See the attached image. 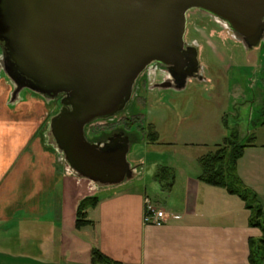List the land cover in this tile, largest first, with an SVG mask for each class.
Masks as SVG:
<instances>
[{"label":"water","instance_id":"obj_1","mask_svg":"<svg viewBox=\"0 0 264 264\" xmlns=\"http://www.w3.org/2000/svg\"><path fill=\"white\" fill-rule=\"evenodd\" d=\"M193 9L226 23L249 49L264 40V0H0L10 102L24 89L63 94L47 133L69 171L95 189L134 179L129 136L93 142L86 129L124 110L153 63L180 72L189 59L190 74L199 70L197 48L185 46Z\"/></svg>","mask_w":264,"mask_h":264},{"label":"crops","instance_id":"obj_2","mask_svg":"<svg viewBox=\"0 0 264 264\" xmlns=\"http://www.w3.org/2000/svg\"><path fill=\"white\" fill-rule=\"evenodd\" d=\"M37 119L0 113V264H101L93 250L110 264H252L250 241L264 231L250 224L240 197L202 181L201 172L176 169L170 193L154 183L159 198L133 181L95 189L58 166L62 155L41 138L31 139L44 121ZM260 137L237 173L264 212V123ZM85 195L99 202L88 210L92 224L79 229ZM147 198L167 212L161 226L144 222Z\"/></svg>","mask_w":264,"mask_h":264},{"label":"rangeland","instance_id":"obj_3","mask_svg":"<svg viewBox=\"0 0 264 264\" xmlns=\"http://www.w3.org/2000/svg\"><path fill=\"white\" fill-rule=\"evenodd\" d=\"M201 13L197 16L201 17L199 20L216 24L212 15L203 11ZM228 28L230 29L229 26ZM214 29L217 31L216 37H197L199 44H202L203 55L199 60L206 77L203 91H171L163 94L152 91L148 104L134 109L143 116L136 127L137 138L130 139L131 148L127 158L131 166L140 173L129 182H135V186L141 189L146 188L152 198L160 197L156 196L154 191V175L158 168L169 166L187 174L202 172L199 159L214 151L216 144H221L228 138L230 130H237L242 136L259 137L258 144L263 142L260 136L264 105V43L258 48L249 49L245 43L236 39V34L229 35L222 27ZM208 41L219 47L220 56L208 46ZM219 42L227 46H222ZM3 48L4 44L0 42V59L5 56ZM0 78V113L9 117L43 119L42 125L33 133L31 139L39 137L46 146L55 150L53 139L46 134L50 115L56 112L58 105L43 99L42 95L24 89L19 95L23 101L14 106V103L10 102L12 81L7 78L6 71L1 67ZM161 97L164 101L157 100ZM130 123L131 121L128 124ZM106 124V120H100L92 126L98 131H105ZM150 128L158 132L160 144L148 142L147 133ZM92 132L87 135L88 138L93 137ZM59 165L66 169L68 167L64 160H61ZM84 191L89 192V189L84 187Z\"/></svg>","mask_w":264,"mask_h":264},{"label":"flooded vegetation","instance_id":"obj_4","mask_svg":"<svg viewBox=\"0 0 264 264\" xmlns=\"http://www.w3.org/2000/svg\"><path fill=\"white\" fill-rule=\"evenodd\" d=\"M199 14H202L201 10L199 9H193L189 11L188 20H187V29H186V34H185L186 48L189 49V48L196 47L197 52H198V58H200L201 55H203L201 51L202 44H199L198 39H197V37H199L200 35H203V36L211 35V36L216 37L215 32L217 33V31L214 29V27H222L224 31L227 32L229 35L235 36V33H233L228 28L227 24L221 21L220 19H217L216 17L212 16L214 18L212 19L216 23L214 24V23H210L207 21L199 20L201 19V17L197 18ZM219 43H221L222 46H227V44L225 43H222V42H219ZM262 43L264 42H261L256 47L257 48L260 47ZM207 44L210 48H212L215 51V54L217 56H220L221 53L218 51L219 47H217L213 42H210V41H208ZM5 57L6 56H3L0 59L2 60L0 63V67L6 71L5 67L9 65V62L5 61ZM199 64H200L199 70L194 74H190L189 59L185 60V68H182L180 72L168 66L159 64V63H153L152 65H150L138 78L135 88H134L132 98L129 101V103L126 105L125 109L116 114L117 116H119V118L115 115L116 118H114L115 116L113 117L115 120L114 119L106 120L107 127L105 131L103 130L98 131L94 129V127L92 126L93 123L90 124L86 129L87 135L91 134L92 131H93L92 134L94 135L92 138H88V139L93 142L103 143V142H108L110 138L114 136H118V135H127L129 136L130 139L137 138V135L135 132L137 130L136 127L143 115L142 113L135 112L134 111L135 107L137 108L145 107L150 100L152 91L158 92L161 94H163L164 92H171V91H174L176 93H181V92H185L188 90H192V93L202 92L204 89L203 84L206 81V77L204 75L203 66L201 65L200 60H199ZM262 69H263L262 73H264V67ZM7 78L10 79L8 75H7ZM263 88H264V84H263ZM63 96H64L63 94H60L59 96L54 97V98L43 96L44 97L43 99H46L50 102H54L55 104L58 105L56 112L52 113L50 116L58 113L60 109L62 108V104H59V102L61 101ZM157 100L164 101V98L161 97ZM98 121H95V122H98ZM129 121H131L130 124H128ZM46 135L48 136V133ZM49 138L53 139V137H49ZM53 142H54V139H53Z\"/></svg>","mask_w":264,"mask_h":264},{"label":"trees","instance_id":"obj_5","mask_svg":"<svg viewBox=\"0 0 264 264\" xmlns=\"http://www.w3.org/2000/svg\"><path fill=\"white\" fill-rule=\"evenodd\" d=\"M262 117L264 123V105ZM229 135L221 144H216L214 151L199 159L202 168L200 179L212 186L224 188L229 194L240 197L245 202L247 209L252 212L250 224L261 227L264 231V212L258 204L256 193L244 184L237 173L238 162L244 150L255 144L256 138L254 136H242L237 130H230ZM147 136L148 142L151 144H160L157 131L151 129ZM175 177V169L169 166H161L154 175L163 193L171 192ZM98 202L99 197L95 195L81 199L76 214L77 228L80 229L92 224L88 218V210L97 206ZM93 261L101 264L111 263L98 250H93ZM250 261L252 264H264V236L250 241Z\"/></svg>","mask_w":264,"mask_h":264},{"label":"built area","instance_id":"obj_6","mask_svg":"<svg viewBox=\"0 0 264 264\" xmlns=\"http://www.w3.org/2000/svg\"><path fill=\"white\" fill-rule=\"evenodd\" d=\"M167 212L160 209L150 198L145 200L144 222L149 225L161 226L167 220Z\"/></svg>","mask_w":264,"mask_h":264}]
</instances>
